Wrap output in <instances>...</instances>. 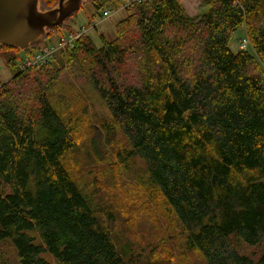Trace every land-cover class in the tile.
<instances>
[{"label":"trees","instance_id":"obj_1","mask_svg":"<svg viewBox=\"0 0 264 264\" xmlns=\"http://www.w3.org/2000/svg\"><path fill=\"white\" fill-rule=\"evenodd\" d=\"M37 1L42 11L58 3ZM86 1L95 14L124 2ZM206 7L193 18L179 0L134 2L116 38L100 35L96 48L80 34L58 53L62 67L21 70L18 48L0 44L11 75L0 81V241L12 243L18 264H50L46 253L58 264H131L116 245L113 210L141 197L149 205L127 191L136 169L159 195L151 211L205 264H264V0ZM65 20L23 54L73 33ZM241 25L259 62L229 48ZM66 71L89 83L106 117L83 123L87 105ZM81 151L101 165L105 197L98 185L85 191L66 164ZM231 236L263 243L257 260Z\"/></svg>","mask_w":264,"mask_h":264},{"label":"rangeland","instance_id":"obj_2","mask_svg":"<svg viewBox=\"0 0 264 264\" xmlns=\"http://www.w3.org/2000/svg\"><path fill=\"white\" fill-rule=\"evenodd\" d=\"M183 1V0H179ZM185 1V0H184ZM188 3V2H187ZM207 4V0H191L189 4L184 6V11L186 10L193 18L201 15ZM185 11V12H186ZM95 10L90 3L86 0L79 1V8L71 18H67L65 22L71 25L74 32L81 31L87 32L89 39L92 41L96 48L101 46L100 35L104 36L107 40H112L116 38L115 27L116 23L121 20L125 15V10L117 11L104 19L100 20V13L95 14ZM94 15V16H93ZM93 16V18H92ZM92 18V19H91ZM95 20L99 21V26L102 30H99V26L96 25V29H87V24L89 21ZM237 31H235L229 42V48L232 52L238 50H245L251 54L257 62V58L254 53L253 47L248 43L244 48H242V42L244 39V25H241ZM45 43H56V35H51ZM242 48V49H240ZM20 55H24L22 50H19ZM36 51V50H35ZM63 55H58V53L53 58V65L55 67H62L64 61L62 60ZM68 71H66L67 73ZM10 72L6 68L4 54H0V81L2 83L10 79ZM67 77L80 92L84 98V102L87 105L86 113H83V118L85 122L83 123H97L98 120L106 117V110L102 106L96 93L91 89L89 83L86 80L79 79L78 75H74L68 72ZM87 125V124H86ZM95 134L98 136L101 131L97 128L94 129ZM94 131L92 133H94ZM86 138V137H85ZM84 138V140H85ZM88 150V148L86 147ZM89 151H87V157L81 151L77 156L71 157L72 160L67 161V165L72 171V175H79L84 181L82 184L85 187V191L92 190L95 185L99 186V193L104 195L105 181L97 176L95 173H99L101 165L96 164V162L90 160ZM70 158V157H69ZM141 165V161L136 162ZM142 168V167H139ZM136 171V175L128 180V173L121 174L117 177L118 181L121 183L124 180H128L126 183L127 191L132 194H137L144 196L145 201L149 205L143 204L142 197L137 205L133 204L130 206H124L123 208L116 209L119 211H114L115 223L113 226V231L115 233V242L117 247H122V251L127 254L128 261L131 264H205L200 253L196 251H189L184 246V236L180 233V229L174 226L171 229H167V225H171L170 220L166 217H160V210L156 209L152 212L149 206L153 207V202L159 199V195L155 194L154 197L150 196V190L148 189V182L142 173V170H132ZM116 180V184L119 185ZM98 193V194H99ZM106 193V192H105ZM96 194V198L99 199V195ZM107 195L109 193H106ZM149 194V195H148ZM103 197V198H104ZM102 200V199H100ZM154 210V209H153ZM171 219V217H170ZM172 220V219H171ZM174 222V221H173ZM156 226H154L155 224ZM234 245L241 254L249 256L252 260H257L262 250L263 243L257 245H249L243 243V241L235 236H231ZM43 257L49 261L50 264H58L56 260L49 254H44ZM0 264H18L16 253L14 247L9 241H0Z\"/></svg>","mask_w":264,"mask_h":264},{"label":"water","instance_id":"obj_3","mask_svg":"<svg viewBox=\"0 0 264 264\" xmlns=\"http://www.w3.org/2000/svg\"><path fill=\"white\" fill-rule=\"evenodd\" d=\"M80 0H58L55 7L38 9L37 0H0V44L24 50L49 26L63 23L79 7Z\"/></svg>","mask_w":264,"mask_h":264},{"label":"built area","instance_id":"obj_4","mask_svg":"<svg viewBox=\"0 0 264 264\" xmlns=\"http://www.w3.org/2000/svg\"><path fill=\"white\" fill-rule=\"evenodd\" d=\"M147 0H124L123 4L120 7H113L110 6L106 9H104L100 13V20L104 19L105 17L116 13L120 10H125L128 7H130L134 2H145ZM99 21L92 20L88 26L87 29H96V25H100ZM76 31V32H69L67 30H62L58 35H56L57 42L56 43H44L40 46L39 49L36 51H33L31 55H20V57L17 60V67L21 70H28L30 68L33 69H39L43 65L49 63L50 61H53V58L57 53H59L61 50H63L66 46H73L76 38L80 34H88L87 32L83 31ZM99 30H102V27L99 26ZM246 36L244 35L243 42H246Z\"/></svg>","mask_w":264,"mask_h":264},{"label":"crops","instance_id":"obj_5","mask_svg":"<svg viewBox=\"0 0 264 264\" xmlns=\"http://www.w3.org/2000/svg\"><path fill=\"white\" fill-rule=\"evenodd\" d=\"M190 1H191V0H185V1L183 0V1H180V4H181V6L184 8L183 4L186 5V7H187V4H189ZM187 2H188V3H187ZM185 11H186V10H185ZM186 13H187L188 15H190V14H189L190 12L188 13V12L186 11ZM190 16H191V15H190ZM77 31H78V29H77ZM75 32H76V31H75Z\"/></svg>","mask_w":264,"mask_h":264},{"label":"bare ground","instance_id":"obj_6","mask_svg":"<svg viewBox=\"0 0 264 264\" xmlns=\"http://www.w3.org/2000/svg\"><path fill=\"white\" fill-rule=\"evenodd\" d=\"M246 39H247V38H246ZM248 43H249V42H248V39H247L246 42H242V48H244ZM242 48H240V49H242Z\"/></svg>","mask_w":264,"mask_h":264}]
</instances>
